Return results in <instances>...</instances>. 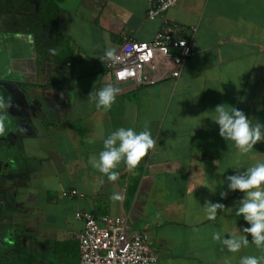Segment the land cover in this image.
Masks as SVG:
<instances>
[{
  "label": "crops",
  "instance_id": "1",
  "mask_svg": "<svg viewBox=\"0 0 264 264\" xmlns=\"http://www.w3.org/2000/svg\"><path fill=\"white\" fill-rule=\"evenodd\" d=\"M58 6L66 57L55 48L54 55H38L31 36L0 30L11 68L25 76L22 93L0 89L4 100L25 103L24 110L16 105L19 115L6 117L0 137L6 151L0 264H79L77 212L126 218L132 230L147 234L157 264H225L226 258L239 264L242 256L264 255L250 235L235 254L212 240L214 231L224 238L247 235L242 229L250 225L235 214L243 193L221 199L220 192L227 191V176L264 162V142L240 156L211 120L224 104L243 111L253 126L264 125V0H177L152 21L148 0H62ZM164 24L181 36L195 29V52L178 79L136 87L94 68L106 50L150 42ZM108 83L121 91L110 110H98L88 95ZM146 121L156 147L135 174L121 163L118 181L109 182L89 158L111 132H140ZM72 189L84 198L62 196ZM114 192L124 200L113 203ZM205 201L225 206L215 221L206 218Z\"/></svg>",
  "mask_w": 264,
  "mask_h": 264
},
{
  "label": "clouds",
  "instance_id": "2",
  "mask_svg": "<svg viewBox=\"0 0 264 264\" xmlns=\"http://www.w3.org/2000/svg\"><path fill=\"white\" fill-rule=\"evenodd\" d=\"M31 39V37H29ZM183 44V43H181ZM50 54H55V49H49ZM115 58L114 50H106L100 60L112 61ZM120 88L113 83L106 84L95 93H89L90 103L100 110L108 111L112 108L120 93ZM12 106L11 100L5 101L0 97V137L6 134L7 109ZM215 116L211 118L219 126V136L225 141L234 144L240 156H245L251 152L258 142H264V125L259 122L254 126L243 111L235 106L225 107L224 104L216 106ZM21 132L23 128H19ZM98 135L104 136L103 129H99ZM157 139H154L150 130L149 122H145L144 129L136 132L133 128L120 127L111 132L103 139V148L98 156L89 158L90 165L97 169L109 182L115 183L119 179L116 169L123 163L130 174H135V170L149 153L156 147ZM227 191H221L220 197L224 199L230 191L243 193V198L239 201L236 209V216H242L244 221L250 225L242 229L247 235L222 237L219 231L212 233V240L220 242L229 253H238L242 248L249 245L248 235L251 236V243L261 251H264V162L256 163L248 167L243 172L229 175L226 178ZM221 185L224 181L220 182ZM212 191V190H211ZM124 196L113 193L110 199L113 203L122 202ZM204 210L206 218L215 221L218 211L225 208L222 203H212L205 201ZM193 231H199L194 228ZM264 255L242 256L239 264H262ZM225 264H231V259L226 258Z\"/></svg>",
  "mask_w": 264,
  "mask_h": 264
},
{
  "label": "built area",
  "instance_id": "3",
  "mask_svg": "<svg viewBox=\"0 0 264 264\" xmlns=\"http://www.w3.org/2000/svg\"><path fill=\"white\" fill-rule=\"evenodd\" d=\"M146 18L155 20L173 8L177 0H148ZM195 29L181 36L177 27L164 24L150 42H130L115 53L112 61L97 60L93 66L116 83L149 86L166 79H178L187 59L195 52ZM183 43V44H181ZM64 198H84L77 190L62 193ZM83 222L78 236L79 264H157L147 234L132 230L124 217L95 216L77 212Z\"/></svg>",
  "mask_w": 264,
  "mask_h": 264
},
{
  "label": "trees",
  "instance_id": "4",
  "mask_svg": "<svg viewBox=\"0 0 264 264\" xmlns=\"http://www.w3.org/2000/svg\"><path fill=\"white\" fill-rule=\"evenodd\" d=\"M61 1L0 0V30L31 36L38 55L48 56L55 48L59 57H66L64 38L58 33Z\"/></svg>",
  "mask_w": 264,
  "mask_h": 264
},
{
  "label": "rangeland",
  "instance_id": "5",
  "mask_svg": "<svg viewBox=\"0 0 264 264\" xmlns=\"http://www.w3.org/2000/svg\"><path fill=\"white\" fill-rule=\"evenodd\" d=\"M1 34V32H0ZM6 45L4 44V39L2 40V37H0V89H4L7 90L6 93L10 92V91H15V92H23L24 89V80H25V76L24 75H20V76H16L15 71H13V68H11L10 65V56L7 52V48H5ZM17 77V78H16ZM11 88V89H10ZM13 97L12 96H7L6 100H11ZM18 98V101L16 103H14L16 101V98H13L11 101L12 102V106L10 108L7 109V118L9 119V117H11L12 113L11 112H16L17 115L20 114L18 108H22V110L25 109V103L22 102L21 99ZM17 105V106H16ZM10 111V112H9ZM0 112H2V110H0ZM11 120V119H9ZM3 140H0V158H4L5 157V142L3 143ZM4 144V145H2ZM4 154V155H3Z\"/></svg>",
  "mask_w": 264,
  "mask_h": 264
}]
</instances>
